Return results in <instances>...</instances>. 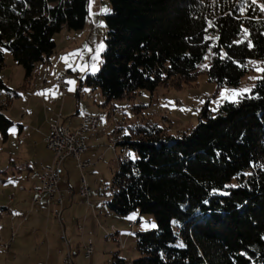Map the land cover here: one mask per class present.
<instances>
[{
  "label": "trees",
  "instance_id": "trees-1",
  "mask_svg": "<svg viewBox=\"0 0 264 264\" xmlns=\"http://www.w3.org/2000/svg\"><path fill=\"white\" fill-rule=\"evenodd\" d=\"M109 4L101 66L83 84L99 89L102 105L116 115L125 112L114 101L129 104L142 90L179 89L201 74L239 87L250 62L264 63V0ZM88 6L89 0H0V71L7 50L24 67L26 88L37 66L49 62L56 34L84 29ZM261 72L249 93L216 111L203 106L198 125L178 135L150 121L117 122L114 135H121L111 143L136 158L122 151L105 204L119 215L150 214L156 227L135 233L138 258L114 253L110 264H264V66ZM0 89L12 96L2 78ZM12 100L0 106L3 142L13 125L4 112ZM144 107L129 106L149 116Z\"/></svg>",
  "mask_w": 264,
  "mask_h": 264
},
{
  "label": "rangeland",
  "instance_id": "rangeland-1",
  "mask_svg": "<svg viewBox=\"0 0 264 264\" xmlns=\"http://www.w3.org/2000/svg\"><path fill=\"white\" fill-rule=\"evenodd\" d=\"M251 1L256 3V0ZM88 8L89 16L84 29L80 31H63L56 34V49L52 53L49 62L45 64V68H42L41 65L37 66L32 79L30 78L28 85L26 84V88H22L25 84V69L15 63L7 50H4V66L0 71V78H2L13 96H7L8 91L0 89V106L8 98H13L9 106L4 109L6 115L13 122L5 143L0 134V188L1 186H6V183L2 182V177L4 176L1 171H4L7 168V164H9L8 160L6 164H3V159H9L10 154L15 153L21 147L18 133L20 121L15 116L18 114L20 106L26 104L28 98L33 97L37 85V88H42L40 93L36 92V94H41L43 98H58L60 104L62 98L65 99L67 96L79 98L81 111L95 112L93 114L99 117L100 121L95 130L97 133L94 134H97L96 137H98L100 133L105 137L102 149L99 148L97 152L91 150L92 154L90 156H94L91 162H96L94 166L79 169L76 166V162H71L69 158L66 161V170L63 167L60 169V178L64 175L67 177L66 172H68L70 179H76L81 183L82 177L86 180L91 188L89 194L91 206L87 208L83 204L85 206H82L77 215L74 216V218L78 217L74 229L69 223L68 228H66V234L64 236L61 235L62 232L59 234L62 250L54 252L53 264H63L64 259L67 257H70L72 264H110L114 253H118L128 262H132V260L138 258L135 246V233L155 228L151 227L152 224L156 225V223L154 217L150 214H141L136 211L126 215H119L111 211L105 204L104 195L110 193L111 180L116 171L117 159L123 151L121 146H117L115 151L112 150L110 148L111 139L108 137L117 129V122L120 119H124L120 122H124L127 126L136 123L141 124L146 121L158 123L168 126L169 134L178 135L198 125L199 112L203 106L206 105L210 111H216L225 100L236 101L241 96L249 93L262 75L261 71L264 66V63L262 64L261 62H250L251 71L243 77L239 87L219 86L214 81H210L206 74H201L196 82L179 89L158 87L154 94L142 90L129 104L126 100L114 101L113 105L125 112L115 115L112 106L102 105L104 97L99 89H92L83 84L87 75L96 74L100 69L101 53L105 49L107 32L104 16L111 11L109 0H89ZM65 74H68V77L64 94L59 88L57 80L59 76ZM13 92H17L18 97H14ZM79 102L75 100L74 107ZM133 104L144 105L142 115L149 116H136L129 108ZM38 115L36 113L35 117ZM123 131L126 132V129ZM115 135L118 134L116 133ZM90 136L91 134L85 137L88 147L90 146ZM89 153L90 150H88ZM129 154L134 155L136 158V154L133 151H129ZM82 161H84L83 156ZM1 193L2 191H0ZM71 214L73 215V211L68 212V215ZM86 216H88V221L84 225ZM90 217H95L99 220V223L95 221L99 224V227L96 229L94 225L92 227L93 232L88 228L86 235L88 236L90 233V236L84 239L82 238L83 227L89 226ZM4 218H0L1 229ZM8 218L9 216L7 220ZM138 219L139 222L136 223ZM130 222L135 225L131 227ZM121 237L123 240H121ZM89 244L93 246V250L87 256L86 248ZM2 258H4V254L0 252V264H5Z\"/></svg>",
  "mask_w": 264,
  "mask_h": 264
},
{
  "label": "crops",
  "instance_id": "crops-1",
  "mask_svg": "<svg viewBox=\"0 0 264 264\" xmlns=\"http://www.w3.org/2000/svg\"><path fill=\"white\" fill-rule=\"evenodd\" d=\"M40 65L42 68L46 67L45 64ZM37 87L38 85L36 92L40 93L42 87ZM36 92L32 98H28L26 104L20 106L19 112L15 116L20 121L18 133L21 147L15 153H11L9 159L4 158L2 161L3 164H6L7 160L9 162L7 168L1 171L4 176L2 182L6 183V186L0 188L2 191L0 194V218L5 217L2 229L0 228V246L10 243L8 250L0 249V252L4 254L2 260L5 264H53L54 252L62 250L59 234L61 232L63 236L66 234L69 223L74 229L78 218H74V216L77 215L82 206L86 205L87 208L91 206L90 196L88 204L77 201L82 183L76 179H70L68 172H66L67 177L64 175L62 178H60L59 172L58 190L63 194L62 204L58 202L57 192L52 199L49 198L48 194H43L38 198L37 190L42 185L41 166H49L53 162V155L47 150L44 143L45 137L50 133L51 124L66 123L72 130H75L82 117L97 115L93 114L95 112L81 111L79 98L67 96L65 99L62 98L60 104L58 98L45 96L43 98L41 94H36ZM77 96L79 95L77 94ZM75 100L79 102L76 107L73 105ZM36 113L39 114L37 117H35ZM94 133L97 132L93 131L86 134V136L91 134L89 147L86 143V136L84 137L86 150L82 156L85 162H90L87 167L96 164V162H91L94 159V156H90L91 150L97 152L99 148L102 149L105 139L103 134L99 133V136L96 137L97 134ZM108 138L114 140L116 135L113 133ZM88 150H90L89 154ZM123 150L125 155H128L126 148ZM85 158L88 160L86 161ZM66 161L63 166L64 170H66ZM70 161L74 162L75 160L70 158ZM81 179L85 180L83 177ZM72 211L73 215H68V212ZM87 221L88 216L84 218V225ZM95 221L99 223L97 218H89V226L83 227L82 238L86 239L90 236V233L88 236L86 235L88 228L93 232L92 227L94 225L96 229L99 227Z\"/></svg>",
  "mask_w": 264,
  "mask_h": 264
},
{
  "label": "built area",
  "instance_id": "built-area-1",
  "mask_svg": "<svg viewBox=\"0 0 264 264\" xmlns=\"http://www.w3.org/2000/svg\"><path fill=\"white\" fill-rule=\"evenodd\" d=\"M68 75H62L58 83L59 87L63 92L66 90V79ZM117 112V111H115ZM61 123V122H57ZM99 120L97 116L90 115L82 117L79 126L72 130L70 126L66 123H61L62 134H54L53 124H51L50 133L45 137L44 143L47 150H49L53 155V162L51 165L41 166L42 171V185L41 188L37 190L38 196L43 194H48L49 198L54 197L55 192L58 193V202L62 204L63 194L58 190L59 183V172L64 166L65 161L68 158H72L76 162V166L80 169L85 168L90 165V162L82 161V154L86 150V143L84 136L90 132L97 129ZM89 185L82 180V185L78 192L77 201L80 203L89 202ZM131 227L135 224L130 223ZM10 243H6L0 246L1 250H8ZM93 250V246L89 244L86 248V255L89 256ZM63 264H72L70 257L64 259Z\"/></svg>",
  "mask_w": 264,
  "mask_h": 264
},
{
  "label": "bare ground",
  "instance_id": "bare-ground-1",
  "mask_svg": "<svg viewBox=\"0 0 264 264\" xmlns=\"http://www.w3.org/2000/svg\"><path fill=\"white\" fill-rule=\"evenodd\" d=\"M60 78H61V76L58 77L57 83H59ZM98 120H99V118H98ZM53 130H54V134H62V125H61V123H53ZM116 147H117L116 142H112L110 148L115 151ZM39 197L40 196H38V198Z\"/></svg>",
  "mask_w": 264,
  "mask_h": 264
},
{
  "label": "snow or ice",
  "instance_id": "snow-or-ice-1",
  "mask_svg": "<svg viewBox=\"0 0 264 264\" xmlns=\"http://www.w3.org/2000/svg\"><path fill=\"white\" fill-rule=\"evenodd\" d=\"M105 11H107V10L105 9ZM129 155L131 156L132 159H135V156L134 155H132V154H129ZM129 218H133V217H129ZM151 227H156V225L155 224H152ZM179 246L180 247H183L184 245L181 244Z\"/></svg>",
  "mask_w": 264,
  "mask_h": 264
}]
</instances>
